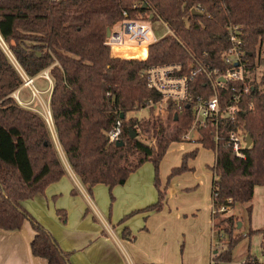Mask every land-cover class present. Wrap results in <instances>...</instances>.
I'll list each match as a JSON object with an SVG mask.
<instances>
[{
  "label": "trees",
  "instance_id": "obj_1",
  "mask_svg": "<svg viewBox=\"0 0 264 264\" xmlns=\"http://www.w3.org/2000/svg\"><path fill=\"white\" fill-rule=\"evenodd\" d=\"M124 11L131 16L140 12L159 16L173 34L151 43L147 58L146 48L141 46L114 52L125 58L113 56L106 43L107 29L123 19ZM230 24L244 28L248 79L256 92L245 100L247 104L253 102V107L241 111L238 117L253 142L245 149V157H239L224 137L216 145L210 127L197 128L196 142L216 150L212 219L216 239L224 249L215 252L213 261L230 262L239 240L254 234L263 235L264 252V227L244 235L236 232L240 217L220 211L225 206L232 209L248 204L251 218L255 188L264 186V73L258 72L264 54V0H0V35L4 43L0 41V230H19L29 220L36 231L33 253L46 258L49 264H72L69 253L22 205L44 193L66 173L44 116L13 96L25 84V77L32 79L48 70L53 81L50 108L58 141L89 190L98 184L110 189L122 185L144 163L152 161L158 200L133 213L161 211L170 178L191 170L188 161L199 151L197 147L184 154L181 166L173 168L162 189L160 163L170 145L187 136L194 121L192 107L185 104L179 111L167 102L165 112L152 117L129 113L143 108L153 110L161 100L145 76L152 65L182 63L185 72L196 71L191 81L194 94L207 93L199 63L222 65L221 53L229 45ZM119 119V141H124L123 145L110 137ZM134 133L137 136L133 137ZM148 133L151 138H143ZM58 213L66 222V211L59 209ZM130 235L126 227L123 236ZM250 257L244 264H264Z\"/></svg>",
  "mask_w": 264,
  "mask_h": 264
},
{
  "label": "crops",
  "instance_id": "obj_2",
  "mask_svg": "<svg viewBox=\"0 0 264 264\" xmlns=\"http://www.w3.org/2000/svg\"><path fill=\"white\" fill-rule=\"evenodd\" d=\"M132 47L138 48L139 46L132 45ZM141 47L146 48L144 58H147V47L145 45ZM121 49L117 48V50ZM115 51L112 52L113 56L123 57L115 54ZM40 75L32 78L30 83L25 82L15 92L20 97V104L44 115L47 112L42 113V110L33 106L36 96L32 95L30 86L31 83H36L42 78ZM35 87L40 91L37 86ZM52 89L53 81L48 103V110L50 111ZM53 140L56 145H60L57 134H55ZM195 143L199 148L203 147L201 144ZM64 156L67 164L61 159L66 169L63 178L50 184L44 193L23 201L22 205L52 233L60 247L69 253L72 264H211L209 253L212 240L215 238L212 219V183L214 179L212 167L215 162L210 167L212 171L211 217H208L209 210L207 209L205 227L197 230L199 235L197 244L195 245L192 242L187 244L183 251L184 257L179 259L178 235L172 231V225L176 222L174 218L178 219L180 217L179 208H174L167 203V200L161 211L149 214L138 212L132 218L120 222L130 212L143 209L158 200L156 192L152 189L153 187L150 184L148 188V183L143 181L142 176L139 175L131 181L138 172L137 170L130 175L124 184L117 185L114 189L116 196L121 195L122 198L115 200L110 211L108 202L101 201L98 196L96 198L93 191L95 186L89 190L88 186L81 181L72 169L65 152ZM192 159H189V161ZM169 189V194L176 193L174 185ZM256 192H259V202H261V209L259 208L258 212L255 205ZM251 204L253 211L251 218L248 215L249 228L246 233L264 227V186H256ZM59 209L66 211V222H63L60 218ZM137 217L138 220L133 221ZM156 219H159L160 222H154ZM208 220H210V227ZM240 220L242 219L240 218ZM240 222L242 227L243 221ZM126 227L131 231V235L127 237L123 236V230ZM258 235L262 236V242L263 235ZM35 236L36 231L29 220H26L19 230H0V264H49L46 258L33 253L32 242ZM188 252L191 254L190 258H187ZM249 256L251 254L247 258ZM222 264L232 263L230 261Z\"/></svg>",
  "mask_w": 264,
  "mask_h": 264
},
{
  "label": "built area",
  "instance_id": "obj_3",
  "mask_svg": "<svg viewBox=\"0 0 264 264\" xmlns=\"http://www.w3.org/2000/svg\"><path fill=\"white\" fill-rule=\"evenodd\" d=\"M134 7L136 8L137 4ZM151 15L153 19H150ZM154 19H160L167 27L165 35L173 34L167 23L159 16L155 18L154 14L141 12L131 16L128 11H124L123 19L111 29V34L107 37V45L112 52L115 47L129 45H145L149 49L151 43L161 38L153 34L148 23ZM243 31V26L239 24L227 26L229 45L221 53V66H204L199 63V72L204 74L206 80L207 93L194 94L191 81L196 71L185 72L182 63L152 65L145 71L149 86L161 95V100L155 105L159 110H163L167 102L179 111L187 104L192 107L194 115L192 128L197 130L201 127H210L216 145L224 137L239 157H245L248 132L238 116L241 111L253 107V102L247 104L245 100L253 97L256 92L254 84L248 79L249 57ZM0 38L3 41L1 36ZM45 73L47 78L51 79L49 72ZM29 79L31 78L25 77L26 83H29ZM32 92L36 96L39 91L35 88ZM13 96L21 103L16 92ZM46 119L48 123L50 120L54 123L50 110L46 114ZM121 134L119 119L110 133L111 140L119 141ZM211 150L216 156V150ZM223 210L229 211L230 207H222L220 211Z\"/></svg>",
  "mask_w": 264,
  "mask_h": 264
},
{
  "label": "rangeland",
  "instance_id": "obj_4",
  "mask_svg": "<svg viewBox=\"0 0 264 264\" xmlns=\"http://www.w3.org/2000/svg\"><path fill=\"white\" fill-rule=\"evenodd\" d=\"M148 23L150 24L153 34L156 37L164 36L168 30L160 19L150 20L148 21ZM0 41L3 43L1 38ZM261 64H262L261 70L258 71L259 74L264 73L263 72L264 54H263V62ZM45 72H48V70H45L41 73L40 76L42 78H40L36 83L30 84L32 90L36 88L35 86H37L40 90L39 92H37L36 101L34 102L33 106L38 107L40 110H42V113L44 111L48 112L49 94H50V88L52 87V79H48ZM164 112L165 109H163V111H160L158 106H155L153 110L149 108H143L141 110L131 111L129 114L133 116H137L139 118L142 117L148 118L154 116L155 114L164 113ZM44 115H45L44 118L46 119V113ZM48 125L50 127L52 137H55L56 133H55L54 123H52V121L50 120V123H48ZM150 135H151L150 133L144 134L143 138L148 139ZM198 136H199V132L191 127V129L188 131V136L184 138L183 142L182 141L181 143L174 142L170 145V148L168 149L166 155L164 156L159 166L158 176L160 179V185L162 189L169 182L170 174L173 168L181 166L183 162L184 154L198 147V145L195 143ZM56 147L58 149L60 158L63 159V161L67 164L66 158L64 156V151L62 150L60 145L59 146L56 145ZM215 161H216L215 154L211 149L200 147L197 157L193 158L191 161H188L189 162L188 164L192 169L177 174L170 178V185L168 188H171L174 185V187L176 188V193L172 195L169 194V190H170L169 189L168 194L166 196V200L167 203H169L174 208L176 207L179 208L178 213L180 217L178 219L174 218L176 222H174V224L172 225L173 228L172 231L174 233H177L178 235L179 243L177 244V249H178L179 259L180 258L182 259L184 257L183 251L187 244H190V242L194 243L195 245L197 244L198 236H199L197 230L199 228L203 229L205 227V223H206L205 221L207 219V215H206L207 209L209 210L208 217L209 218L211 217L212 171L210 167L214 165ZM137 171L138 172L133 176L131 181H133L139 175L142 176L143 181L148 183V188L149 185L151 184V186L153 187L152 188L153 191L156 192L157 196L159 197V191L156 186L157 173L154 163L152 161H147ZM172 182H174V184L171 185ZM177 184L179 187L177 186ZM115 188L116 186L113 189H110L105 184H98L93 189L96 198L98 196V198L101 201L108 202L110 211L112 210V205L115 203V200L117 199L120 200L122 198L121 195L116 196L114 190ZM247 205L248 204H238L236 205V207L230 209L226 214V215L235 214L242 219L240 221H243V226L240 227L238 225V229L236 232H242L244 233V235L246 233V230H248L249 228L248 212L246 209ZM255 205H256V210L258 212L259 208L261 209V202H259V192H256ZM133 212L134 211L126 215L127 219L132 218L134 215H136V213ZM137 220L138 217L135 218L133 221H137ZM154 222L158 223L160 222V220L156 219L154 220ZM208 222L210 227V220H208ZM214 236L216 238L215 232H214ZM215 238L212 240L210 247L211 249L209 253L211 264H214L213 259L216 254L215 252L216 251L221 252L222 249H224V245L220 244L218 239ZM261 238L262 236H259L258 234L253 235L250 238L247 236L242 237L235 246V248L233 249L231 263L244 264L249 254H251L250 257L251 260L256 259L258 261H264V252L260 244ZM188 250H189V246H188ZM190 256L191 254L188 252L187 258H190ZM222 263L224 262H221L219 264Z\"/></svg>",
  "mask_w": 264,
  "mask_h": 264
},
{
  "label": "water",
  "instance_id": "obj_5",
  "mask_svg": "<svg viewBox=\"0 0 264 264\" xmlns=\"http://www.w3.org/2000/svg\"><path fill=\"white\" fill-rule=\"evenodd\" d=\"M194 12L197 13V11H194ZM150 19H153V15L150 16ZM110 34H111V29L108 28V29H107V37H109ZM0 36H1V35H0ZM29 80H31V79H29ZM122 116H123V115H122ZM177 116H178V114H176V117H177ZM135 136H137V133H134V134H133V137H135ZM252 142H253V139H252L251 135L248 134V135H247V147H250L251 144H252ZM117 144H118V145H123V144H124V141H117ZM241 225H242V223L239 222V226H240V227H241Z\"/></svg>",
  "mask_w": 264,
  "mask_h": 264
},
{
  "label": "bare ground",
  "instance_id": "obj_6",
  "mask_svg": "<svg viewBox=\"0 0 264 264\" xmlns=\"http://www.w3.org/2000/svg\"><path fill=\"white\" fill-rule=\"evenodd\" d=\"M129 46H132V45H129ZM136 46H142V45H136ZM123 47H128V46L115 47L114 50H117V48H123ZM28 82L30 83L31 80H29Z\"/></svg>",
  "mask_w": 264,
  "mask_h": 264
}]
</instances>
